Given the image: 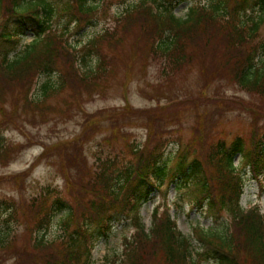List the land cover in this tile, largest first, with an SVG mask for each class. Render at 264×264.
I'll list each match as a JSON object with an SVG mask.
<instances>
[{"label":"trees","instance_id":"1","mask_svg":"<svg viewBox=\"0 0 264 264\" xmlns=\"http://www.w3.org/2000/svg\"><path fill=\"white\" fill-rule=\"evenodd\" d=\"M111 1L0 0V16L4 17L0 25V97L30 73H36V77L45 74L47 78L37 91L29 96L28 91L32 92L29 88L25 94L27 118H32L44 115L50 107H42L40 103L71 89V82L79 83L71 93H76L74 98L93 91L111 71L110 61L99 47L117 37L115 32L124 27L129 33L143 34L147 39L146 49H141L143 58L162 59L164 71L202 63L209 80L234 82L239 89L259 95V101L264 98V60L259 63L264 55V38L259 33L264 22V0H209L191 5L184 17L174 13L184 0H143L116 14L117 25L89 39L80 51L61 38L65 29L60 33L53 28L57 11L66 16L68 24L85 20L83 27L76 25L80 30L93 22L95 12L102 5ZM28 30L34 35L33 41L11 57L10 53L19 46ZM134 45L137 50L141 47L138 42ZM88 57L95 62L91 63ZM59 59L72 66L77 61L89 63L85 69L77 65L78 72H65L57 66ZM34 82L32 80L30 87ZM31 108L34 111L31 112ZM124 110L131 113L135 108L128 106ZM160 121L163 122L158 115H148L144 123L148 136L144 143L135 144L132 149L135 162L118 167L102 160L104 164L98 170L95 168L92 172L95 175L83 188L73 190L75 203L61 190L49 185L43 187L42 197L51 201L44 214L37 220L34 218L36 222L27 243L44 264H93L96 240L108 236L114 221L121 218L133 220L135 232L125 238L119 260L109 264H203L210 261L212 264H245L246 261L264 264V215L258 206L244 208L241 203L246 173L251 172L257 180L264 177V121L256 123L248 138L243 135L231 141L218 138L203 151L204 134L197 122L194 140L174 153H167L169 139L152 142L154 135L165 130L155 126ZM115 125L124 132L122 124ZM2 138L0 136V160L7 157L11 148ZM238 155L240 163L234 165ZM165 183L175 185L179 201L186 199L192 208L200 209L211 218L227 214L228 232L198 226L197 236L205 246L194 251L191 238L178 228L168 210L160 213L157 208L152 212V225L146 229L141 207ZM87 194L91 197L82 208L80 203ZM39 208L38 200L34 199L27 211L39 217ZM60 212H65L59 226L60 238L48 240L33 235L45 230ZM16 213V204L11 198L0 200L2 249L12 242L11 223L16 220ZM24 246L26 243L16 244L13 249L18 254L21 252V258L27 251ZM27 264H30L29 259Z\"/></svg>","mask_w":264,"mask_h":264},{"label":"rangeland","instance_id":"2","mask_svg":"<svg viewBox=\"0 0 264 264\" xmlns=\"http://www.w3.org/2000/svg\"><path fill=\"white\" fill-rule=\"evenodd\" d=\"M140 1L143 0H112L95 12L96 18L90 25L80 30L76 25L84 26L85 20H79L78 23L69 21L68 24L66 16L57 11L53 28L60 33L65 29L66 32L60 34L61 38L80 51L89 39L117 25L116 14L120 15ZM158 1L155 2L157 6ZM208 2L184 0L174 9V13L184 17L191 5ZM3 20L4 17L0 16V25ZM115 33L117 37L103 42L99 47L107 55L111 71L93 91L74 98L76 93H71L75 87H79V83L71 82L72 91L68 88L41 102L42 107L50 108L44 115L32 118H27L29 112L26 114L28 105L25 94L29 88L36 92L47 78L45 74H38V82L30 87L32 80L36 79V73H30L28 78L13 84L10 92H4V96L0 97V136L4 144L11 146L7 157L0 160V200L11 198L17 208L16 220L11 223L12 242L8 248H0V264H27L28 259L30 264H44L27 243L35 219L44 214L51 201L42 197L43 187L49 185L59 189L68 200L75 203L71 195L73 190L83 188L84 183L95 175L92 172L104 164L102 160L111 161V165L118 167L130 161L135 162L132 149L135 144L144 143L148 136V129L144 125L148 115H158L163 120L164 123L160 121L154 125L165 129L164 132L154 135L152 142L169 139L167 153H174L194 140L197 122L204 134L201 142L203 151L218 138L228 141L237 135L248 138L256 123L262 124L264 121V98L259 101V95L239 89L234 82L209 80L202 63L164 71L162 59L143 58L141 49L147 46L144 45L147 39H144L143 34L138 31L129 33L124 27ZM259 33L264 38V22ZM33 38L32 31L28 30L19 46L10 53L11 57L22 51ZM135 42L141 44L140 49H136ZM261 59L259 63L262 64L264 55ZM88 60L95 62L90 57ZM57 63L65 72H78L77 65L85 69L89 62L80 64L77 61L72 66V63L59 59ZM28 93L30 96L34 92L29 90ZM128 106L135 110L124 113ZM258 106L262 109H257ZM118 123L122 124L124 132L116 128L118 125L115 124ZM239 158V155L236 156L234 165H239ZM245 178L241 200L243 207L258 206L264 215V177L257 180L248 171ZM178 196L175 185L170 183H165L160 190L155 191L153 197L141 207L146 229L152 225V212L157 208L160 213L168 210L178 228L191 238L194 251L205 246L197 236L198 226L205 230L228 232L230 221L227 214L213 219L200 209L192 208L186 199L179 201ZM89 197L91 195L87 194L80 207L83 208ZM34 199L38 200L40 207L39 217L27 211ZM64 216L65 212L56 214L45 230L37 234L34 232L33 235L48 240L60 238L59 226ZM134 225L130 218L115 220L108 236L96 240L93 264L117 262L123 252L125 238L135 232ZM25 243L27 251L21 258V252L18 254L13 249L16 244L20 246ZM249 262L245 264H251Z\"/></svg>","mask_w":264,"mask_h":264}]
</instances>
